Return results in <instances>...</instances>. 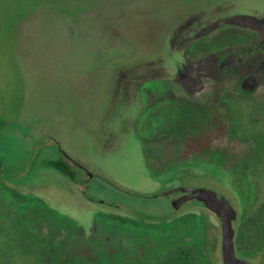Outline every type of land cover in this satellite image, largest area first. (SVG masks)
Returning <instances> with one entry per match:
<instances>
[{"label": "flooded vegetation", "instance_id": "af4514ba", "mask_svg": "<svg viewBox=\"0 0 264 264\" xmlns=\"http://www.w3.org/2000/svg\"><path fill=\"white\" fill-rule=\"evenodd\" d=\"M158 2L149 0V3ZM181 2L194 7H190L192 13L169 35L170 49L171 40L182 31L199 29L205 24L198 20L207 12L204 9L215 11L222 5L235 3L222 0L217 6L209 0ZM205 3L207 6H203ZM261 3L259 8L243 6L247 9L244 11L248 21L245 25L251 27L250 33L228 29L208 41L192 40L193 46L181 53L168 50L166 57H159V70L145 71L146 75L139 79L132 78L131 84V80L123 84L126 82L122 77L110 87L102 86V82L109 81V74L114 75L116 70L118 73L122 64L113 63L114 58L106 60V52L100 46L101 36L87 37V33H82L79 39H68L67 45L56 43L55 39L52 49L60 58H63L60 56L63 50L67 55L71 49V53L77 52L75 60L81 58L82 61L88 53L82 48H90L95 53L94 59L105 55L107 64L100 65L105 73L96 79L95 89L102 88L103 92H114L113 95L128 91L132 93L130 96L142 97V111L152 116L148 129L140 133L146 165L153 178L163 174L171 176L170 182L163 184L162 192L150 198H164L163 204L169 206L170 213L162 217L149 215L159 208L149 207L147 215L134 211L123 214L118 208L97 202L104 207L96 208L101 211L95 212L91 226L85 230L70 218L59 215L57 219L56 211L39 206L37 198L41 197L37 188L41 189L43 184L29 176L35 169L39 149L36 144L40 136L39 108L35 107L32 117L21 121L23 130L15 135L29 155L19 168L20 175L8 177L0 162V189L8 187L18 191L13 199V211L4 216L2 226V235L7 240L8 250L13 251L12 256L14 252L23 257L28 253L34 264H58L55 242L60 237L66 244L64 253L67 256L72 240L82 243L85 251L82 264H225L222 247L225 223L233 233L235 263L264 264V130L257 131V125L264 124V0ZM172 6L155 9V14L161 15V11ZM77 42L80 53L73 47ZM168 58H174L171 64L167 63ZM60 61L58 59L51 70L63 62ZM72 61L68 59L63 71L75 72L79 80L69 88L74 91L81 87L84 95L89 90L92 72L79 68L76 61L72 65ZM153 61L125 64L134 70L141 65L151 67ZM98 69L99 66L92 68ZM38 71L41 72L39 68ZM148 82L160 85L153 90L146 85ZM93 99L94 96L81 101V110L92 107ZM243 122L252 128H244ZM55 146L63 158L72 162L58 144ZM200 164L218 165L226 172L224 177L228 182L224 184L213 179L215 188L208 189L185 186L183 181L188 175L185 171L198 168ZM74 165L85 171L83 166L75 162ZM56 167L66 168L64 165ZM183 174L185 176L180 177ZM228 183L232 185L230 190L224 186ZM201 190L212 196L191 197ZM82 197L88 199L83 193ZM61 220L64 223L57 225ZM70 222L76 223L78 228L70 229ZM13 237L16 242L11 243Z\"/></svg>", "mask_w": 264, "mask_h": 264}, {"label": "rangeland", "instance_id": "374dc122", "mask_svg": "<svg viewBox=\"0 0 264 264\" xmlns=\"http://www.w3.org/2000/svg\"><path fill=\"white\" fill-rule=\"evenodd\" d=\"M158 1L157 4L149 3V0H1L0 3L1 167L8 177L20 175L19 168L25 164L29 155L25 146L18 144L15 135L23 130L21 121L32 117L33 108L38 107L40 136L36 144L39 149L35 169L29 175L38 184H43L41 189L37 188L41 197L37 198V203L56 211L57 219L59 215L68 217L85 230L91 226L95 212L101 211L96 208L104 207L97 202L118 208L123 214L134 211L147 215L149 213L146 208L149 207H159L149 215L162 217L170 213L169 206L163 204L164 198L150 197L159 195L164 185L170 182L171 176L163 174L153 178L146 165L140 133L148 129L152 116L142 111V97L130 96L132 93L128 91H119L118 95H113V91L109 93L104 90V93L102 88L95 89L96 79L105 73L100 69L102 62L105 63V55L94 59L95 53L90 48H82L83 52H88L82 61L81 58L75 60L77 52L71 53V49L67 55L62 49L60 56L63 58L54 55L56 53L52 43L56 41L53 35L60 18L63 19V25H68L72 37L69 39H77L75 37L78 33H87V37L99 35L102 37L100 46L106 52V60L114 58L113 63L122 64L118 73L116 70L114 75L109 74V81L102 82V86L107 88L117 78L123 77L125 82H129L132 78L139 79L146 75L143 74L145 71L159 70V57H166L168 50L180 53L185 51L187 47L193 46L192 40L208 41L228 29L251 31V27L245 25L248 21L244 11L247 9L243 6L259 8L263 0H226L235 3L222 5L220 10L215 11L213 8L204 9L207 12L198 20L205 24L199 29L182 31L171 40V49L168 44L169 35L189 17L193 11L190 7L194 5L181 0ZM212 2L218 6L222 0H209V3ZM49 4L67 8L69 13L75 15L74 18L70 19L68 13ZM171 5L161 11V15L155 14V9L162 10ZM86 6L88 8L83 10ZM203 6H207L206 3ZM57 40L56 43L65 42L67 45L64 37L59 36ZM73 47L80 53L79 42ZM58 59L63 62L60 61L58 67L51 70L57 65ZM68 59L76 61L79 68L81 66L92 72L89 90L84 95L79 86L74 91L69 88L79 78L75 72L63 71ZM150 59H154L151 67L141 65L133 70L126 65ZM173 60L168 58L167 63L171 64ZM97 66L100 70H92ZM146 85L155 90L160 84L148 82ZM93 96L94 105L81 110L80 102ZM243 127L252 128L245 122ZM257 127V131L264 130V124ZM54 144H58L61 152L83 166L85 171L63 158ZM58 165L66 168L58 169ZM197 167L190 173L185 171L188 175L180 176H185V186L208 189L215 188L213 179L224 184L228 182L224 177L226 172L216 164H200ZM176 183L181 182L176 180ZM224 186L227 190L232 188L229 183ZM15 192L8 187L0 189V264H34L33 257L28 253L25 259L16 252L12 256L13 251L8 250L7 240L2 235L4 216L13 211V199L17 197L15 194L18 191ZM82 193L88 199L83 198ZM13 240L14 237L11 243ZM32 242H35V238Z\"/></svg>", "mask_w": 264, "mask_h": 264}, {"label": "trees", "instance_id": "16d2710c", "mask_svg": "<svg viewBox=\"0 0 264 264\" xmlns=\"http://www.w3.org/2000/svg\"><path fill=\"white\" fill-rule=\"evenodd\" d=\"M0 3H1V0H0ZM49 5L51 7H56L57 9L64 11V13H66V14L68 13L67 16L70 19H73L74 18L73 16H75V15L69 13L67 11V8L57 6V4H55V5L49 4ZM59 21L60 22L57 24L56 33H54V35H53V36H55V39H57V38L59 39V36L64 37V39H67V40L69 38H72L69 35L68 25L67 24L63 25L64 22H63L62 18H60ZM68 21H71V20H68ZM78 34L80 35V33H78ZM78 34H76L77 37H75L77 39H79ZM80 37H81V35H80ZM62 43L65 44V42H62ZM63 223H64V221L61 220L60 222H57V225H61ZM75 224L76 223H74V222H70V229H72V230L77 229L78 226ZM60 227H62V226H60ZM57 230H59L58 227H57ZM55 244H56L55 245V247H56V259H57L58 264H65V262H67V264H82L84 262L85 251L83 249L82 243H80L79 241H74V240L71 241V250H70V253L68 256L65 255V253H64V247L66 244L62 241V239L60 237H58L56 239ZM108 258H110V257H108ZM109 261H112L111 258L109 259Z\"/></svg>", "mask_w": 264, "mask_h": 264}, {"label": "water", "instance_id": "95a60500", "mask_svg": "<svg viewBox=\"0 0 264 264\" xmlns=\"http://www.w3.org/2000/svg\"><path fill=\"white\" fill-rule=\"evenodd\" d=\"M73 162V161H72ZM74 163V162H73ZM76 164V163H75ZM212 194L207 193L206 191H195V194L191 197H205L210 198ZM232 230L229 224H223V260L225 264H234L235 258L233 254V243H232ZM237 264V263H235Z\"/></svg>", "mask_w": 264, "mask_h": 264}]
</instances>
